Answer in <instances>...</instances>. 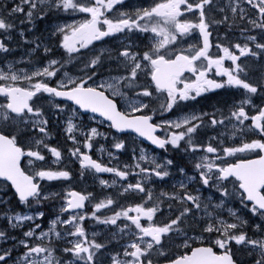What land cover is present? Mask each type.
Here are the masks:
<instances>
[{"label":"snow or ice","instance_id":"obj_1","mask_svg":"<svg viewBox=\"0 0 264 264\" xmlns=\"http://www.w3.org/2000/svg\"><path fill=\"white\" fill-rule=\"evenodd\" d=\"M0 194V264H264V0H0Z\"/></svg>","mask_w":264,"mask_h":264},{"label":"flooded vegetation","instance_id":"obj_2","mask_svg":"<svg viewBox=\"0 0 264 264\" xmlns=\"http://www.w3.org/2000/svg\"><path fill=\"white\" fill-rule=\"evenodd\" d=\"M223 29H221V31H222ZM227 63V62H226ZM219 93H220V95L219 96H213L211 93H209L208 95H209V97H210V99H209V101H205V102H202L203 104H205V106H207L208 104H214L215 102H216V100H218V99H230L231 98V96L229 95V94H225L224 92H223V90H217ZM99 131H102V132H105V131H107V129L106 128H103V127H101L100 129H99ZM99 139V143H97L96 145H95V147L96 148H99V147H101V145H103L104 147H105V149H106V156H105V154L103 155V159L105 160V161H107L108 159H109V157H108V155H107V150H108V145H106L105 144V142H104V140H102L101 138H98ZM131 137H128V140H129V151H128V153H127V159H129V157H130V155H131V152H130V149H131ZM91 154L93 155V158H96V159H100L101 158V156H100V153H98V152H96L95 151V149H93L92 151H91ZM116 155H118V157H119V159H120V153H117ZM121 160V159H120ZM122 161V160H121ZM70 167H72V168H75V169H78V164H71L70 165ZM189 171H190V169H189ZM75 175H76V177H77V179L76 180H74L73 182H72V184L75 186V187H77V188H88L89 190H91L92 189V186H93V179H92V177L91 176H85L82 180L80 179V177H79V174H78V172H75L74 173ZM52 184H53V188L52 189H50V190H57V189H55V187H54V182H52ZM58 191V190H57ZM109 191H111V190H109ZM0 195H2V194H0ZM21 210H23L22 209V207H21ZM46 211L49 213V216H47L46 218H44V220H43V225H44V227H47V224H48V219L49 218H51L50 217V214L52 213V209L51 208H47L46 209ZM100 227H102V226H100Z\"/></svg>","mask_w":264,"mask_h":264},{"label":"bare ground","instance_id":"obj_3","mask_svg":"<svg viewBox=\"0 0 264 264\" xmlns=\"http://www.w3.org/2000/svg\"><path fill=\"white\" fill-rule=\"evenodd\" d=\"M56 137H57V139H59V135H58V133L56 134ZM54 143H55V141H54Z\"/></svg>","mask_w":264,"mask_h":264},{"label":"rangeland","instance_id":"obj_4","mask_svg":"<svg viewBox=\"0 0 264 264\" xmlns=\"http://www.w3.org/2000/svg\"><path fill=\"white\" fill-rule=\"evenodd\" d=\"M100 138H101L102 140H104L103 137H100ZM105 156H106V153H105Z\"/></svg>","mask_w":264,"mask_h":264}]
</instances>
